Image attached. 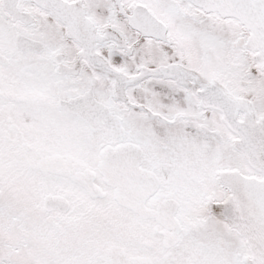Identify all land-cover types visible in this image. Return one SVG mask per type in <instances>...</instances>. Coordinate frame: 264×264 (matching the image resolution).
<instances>
[{
  "label": "snow or ice",
  "instance_id": "1",
  "mask_svg": "<svg viewBox=\"0 0 264 264\" xmlns=\"http://www.w3.org/2000/svg\"><path fill=\"white\" fill-rule=\"evenodd\" d=\"M0 264H264V0H0Z\"/></svg>",
  "mask_w": 264,
  "mask_h": 264
}]
</instances>
